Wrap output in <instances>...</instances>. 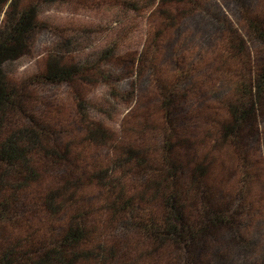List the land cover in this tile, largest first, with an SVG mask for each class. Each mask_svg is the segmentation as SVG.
<instances>
[{
	"label": "trees",
	"instance_id": "1",
	"mask_svg": "<svg viewBox=\"0 0 264 264\" xmlns=\"http://www.w3.org/2000/svg\"><path fill=\"white\" fill-rule=\"evenodd\" d=\"M67 1L0 0V264H221L234 250L242 264H264L255 249L264 230H248L247 219L264 165V0H231L236 21L215 0H170L185 8L186 21L219 25L239 66L232 78L221 73L218 84L208 82L229 114L220 132L238 162L239 184L229 196L194 137L188 96L210 76L202 61L191 67L189 47L197 46L180 15H166V29L127 61L125 76L116 43L71 57L77 36L55 45L33 74L9 76L7 66L28 56L47 29L41 8ZM127 6L155 11V2ZM161 52L171 59V77L158 74ZM199 72L204 79L194 80ZM147 80L152 97L139 102ZM98 84L107 86L108 100L90 99L79 87ZM62 87L73 109L68 122L58 118ZM151 104L136 121L124 117L119 131L91 115ZM220 236L224 254L215 252Z\"/></svg>",
	"mask_w": 264,
	"mask_h": 264
},
{
	"label": "rangeland",
	"instance_id": "2",
	"mask_svg": "<svg viewBox=\"0 0 264 264\" xmlns=\"http://www.w3.org/2000/svg\"><path fill=\"white\" fill-rule=\"evenodd\" d=\"M150 2H155V6L152 8L155 11L152 14L145 13V11L134 13L129 10L133 8L127 6V4H134L136 9H147V3ZM215 3L221 4L223 9H231L229 11L230 16L236 21L238 16L236 15V9L238 8L233 6L231 0H215ZM180 6L170 0H68L65 3L47 4L41 8L40 14V20L45 23L47 29L43 30L38 36L31 53L8 65L7 70L9 76L13 79L25 78L39 70L46 54L55 45L71 36H77L79 37L80 45L76 50H73L71 57L74 56L73 58L77 59L91 56L94 52L105 48L109 42L116 43L120 47L119 54L125 55L122 62L125 70H122L119 76H125L129 69L127 61L136 53L141 52L158 28L166 29V24L168 23L166 15H180V20L187 26L189 34L193 37L197 46L195 48L192 44L189 47L190 51L194 52L190 56L191 67L197 66L202 61L201 65L204 69H209L208 75L210 76L207 78V83L200 93L194 94V92H191L188 96V104L193 103L194 109L192 122L194 137L201 157L208 164L207 166L210 170H213L214 177L219 180L220 192L229 196L238 187L240 173L237 158L229 142L223 138L220 132V125L228 123L229 114L220 104V100L213 97V91L211 90L216 83H219L218 80L221 77V73L231 77L229 75L237 71L239 66L234 63L230 56L225 33L219 25L214 24L211 27L209 24L206 26L203 20H195V17L191 21L190 19L186 21L181 10L185 8H180ZM190 22L192 23L191 25ZM162 52L165 53V49H162ZM162 52L155 58L158 74L161 77L166 75L171 77L174 74V70L171 67V59ZM198 75L202 77L201 79H204L203 72H199L197 74L193 73L194 80H198ZM133 79L136 80L135 76H133ZM211 79H215V83L210 86L208 82ZM138 84L140 86L139 81ZM141 85H143L141 90L143 95L136 92V96L139 93L136 100L144 103L152 97L153 82L152 80H147ZM79 87L88 93L90 99L94 98L102 100V102L108 100L107 86L98 84L89 85L87 88L84 86ZM57 92L59 94L58 98H64V101L60 104L61 113L58 118L68 122L72 117L73 111L68 98H65L66 96L68 97V90L62 87ZM140 99L142 100L140 101ZM152 106L153 104L146 106V108L141 107V109L130 107L125 111L122 108L123 106L116 107V109L113 106H109L101 111L93 110L91 115L104 122L110 128L119 131L124 117L126 123L136 121L141 115L145 116L151 113L154 108ZM107 111L111 113L109 114L110 118L103 113ZM260 140L262 150H264V133ZM104 152L105 150H102L100 154L104 156ZM261 161L264 163V159H261ZM257 170L259 175L254 184V210L247 219L251 223L248 230L261 234L264 230V165L259 166ZM218 241L219 244L215 252L221 253L222 251L223 253L227 240L223 243V238L221 239L220 236ZM263 245L264 237H260L258 244L255 246L256 251L259 252L257 254L259 259H262L264 255ZM239 254L236 250L232 251L230 257L227 256V261L221 264H242L244 259Z\"/></svg>",
	"mask_w": 264,
	"mask_h": 264
}]
</instances>
